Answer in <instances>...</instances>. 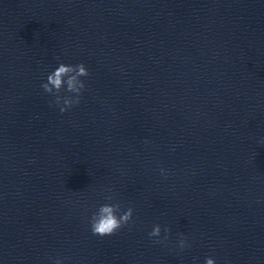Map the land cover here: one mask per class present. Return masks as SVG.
Returning a JSON list of instances; mask_svg holds the SVG:
<instances>
[{
    "label": "clouds",
    "instance_id": "9594fccd",
    "mask_svg": "<svg viewBox=\"0 0 264 264\" xmlns=\"http://www.w3.org/2000/svg\"><path fill=\"white\" fill-rule=\"evenodd\" d=\"M89 76V71L83 63L77 65H66L60 63L54 71L50 72L46 77V82L41 84L45 93L54 97L52 103L59 107V111L64 113L72 107L78 105L81 100V95L86 85L81 77ZM65 93L72 95H61V90ZM264 143V141H261ZM161 175L167 177V171L163 168L160 169ZM106 201H113V195L110 190L104 196ZM120 203H104L99 206L89 220L90 229L93 235L100 237L110 236L117 233L121 228L127 226L133 219V208L128 207L122 211ZM119 213V215H118ZM170 229L165 228V235L163 239H154L153 243H164L168 240L167 233ZM150 238H159L161 236L160 225H154L152 231L148 233ZM180 251L190 248L191 245L187 242L186 238H181L178 241ZM54 264H63L61 259H56ZM205 264H215L213 258H206Z\"/></svg>",
    "mask_w": 264,
    "mask_h": 264
}]
</instances>
